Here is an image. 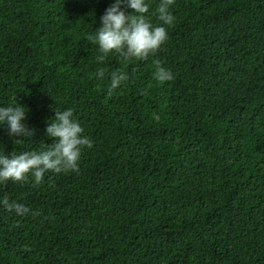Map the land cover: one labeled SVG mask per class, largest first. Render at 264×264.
<instances>
[{
  "label": "trees",
  "instance_id": "1",
  "mask_svg": "<svg viewBox=\"0 0 264 264\" xmlns=\"http://www.w3.org/2000/svg\"><path fill=\"white\" fill-rule=\"evenodd\" d=\"M111 2L0 0V104L25 105L35 130L0 125V150L50 143L54 108L92 141L78 171L0 184L30 209L0 207V264H264V0H175L156 53L98 61L87 38Z\"/></svg>",
  "mask_w": 264,
  "mask_h": 264
},
{
  "label": "clouds",
  "instance_id": "2",
  "mask_svg": "<svg viewBox=\"0 0 264 264\" xmlns=\"http://www.w3.org/2000/svg\"><path fill=\"white\" fill-rule=\"evenodd\" d=\"M124 4L130 11H125ZM175 0H158L155 8L156 19L151 20L149 0H112L99 18V26L88 41L98 48V61H104L110 53H114L124 60H145L156 53L168 38V27L174 24L175 16L172 7ZM153 79L162 83L173 79L170 69L159 61H154ZM105 68L98 67L94 77L103 82ZM128 74L119 69L112 70L108 82L104 85L108 95L116 90ZM53 116L48 118L44 133L50 138V143L37 150H26L19 153H5L0 150V184L8 181L13 183L31 182L38 184L45 173L78 171L81 151L84 146H91L92 141L84 135L81 123L75 118L71 107L54 108ZM25 105L14 99L13 103L0 104V125H6L7 135L14 137V141H32L34 128L26 121ZM3 210L23 216L30 211L27 205L9 200L7 196L0 198Z\"/></svg>",
  "mask_w": 264,
  "mask_h": 264
}]
</instances>
